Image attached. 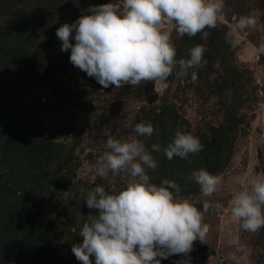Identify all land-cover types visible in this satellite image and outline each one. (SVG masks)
<instances>
[{
    "label": "trees",
    "instance_id": "trees-1",
    "mask_svg": "<svg viewBox=\"0 0 264 264\" xmlns=\"http://www.w3.org/2000/svg\"><path fill=\"white\" fill-rule=\"evenodd\" d=\"M113 1L0 0V264H81L72 253L65 260L58 259V253L60 248L71 250L73 244L82 243L83 237L79 236L82 224L90 212L98 213L87 207L86 192L100 182L94 180L89 184L87 181L83 194L78 192L79 185L73 183L79 166L74 152L81 143L83 130L73 123L75 114L64 113L63 108L70 101L76 104L77 97L93 94V90L101 86L70 63L71 51H61L62 42L56 31L62 24L76 21L82 13L88 14L90 5ZM263 6L264 1H260L258 7ZM225 26L219 22L216 29H207L206 40L201 39V34L177 38L174 33L172 37L177 60L188 59L189 48L197 44L207 48L204 53L207 65L185 70L183 84L178 87L183 90L195 87L204 103L216 99L224 121L217 127L208 123V133H192L191 124L179 115L175 102L166 97L155 103L154 97L149 95L144 101L150 104L147 102L149 105L141 108V116L136 121V124L151 122L154 126L151 137L141 138L146 147L151 150L152 144L160 145V151L153 153L158 167L150 171L152 182L174 180L180 186L179 195L198 190L199 185L190 178L194 170L203 167L220 174L232 157L231 140L239 125L238 111L247 75L234 63L235 48L226 42ZM71 42L75 43L74 33ZM217 60L219 68L214 67ZM193 71L197 73L195 81ZM63 76L67 78L55 83ZM175 79L180 81L181 77L174 72L167 81L172 84ZM53 83L50 95L53 100L43 102L38 95L27 113L21 109L20 100L27 98L31 89H45ZM133 88L137 97H142L144 88L147 89L145 94L154 92V83L142 82ZM106 90L112 93L111 89ZM15 91H18L16 98L11 97ZM113 96L120 100L122 90L114 92ZM52 103L60 109L65 121L48 134L40 114ZM81 106L86 107L84 103ZM103 109L105 106L92 104L88 109V113L99 116L92 120L93 128L97 129L91 135L95 142L102 139L104 130L118 126L110 109ZM177 129L197 136L204 145L203 151L186 159L174 156L168 160L164 149L174 140ZM62 135L71 136L72 144L59 140ZM89 150L86 149L88 157ZM118 184L117 191L124 186V179ZM69 185L73 186L71 190H68ZM66 190L74 193L67 195ZM63 217L66 220L61 221ZM57 226L66 235L65 240ZM171 257L161 264L175 262ZM92 259L95 264L94 257Z\"/></svg>",
    "mask_w": 264,
    "mask_h": 264
},
{
    "label": "clouds",
    "instance_id": "clouds-1",
    "mask_svg": "<svg viewBox=\"0 0 264 264\" xmlns=\"http://www.w3.org/2000/svg\"><path fill=\"white\" fill-rule=\"evenodd\" d=\"M222 9L220 0H114L90 5L88 14L62 24L56 35L62 42L61 51H71L70 63L94 78L101 89L136 87L142 82L165 81L174 72L180 75L205 67L206 47L192 46L188 59L177 60L176 47L163 26L171 25L177 38L201 34L206 40L207 29H216L222 20ZM256 23L251 14L241 16L236 28L226 34V42L236 47V29L252 28ZM219 66L217 60L214 67ZM196 77L193 71V81ZM134 132L127 140L109 137L105 151L96 159L97 176L103 178L109 172L121 176L124 186L110 192L96 185L87 192V207L98 213L87 215L79 230L83 241L72 245L71 252L81 264H93V257L95 264H161L173 255L187 257L196 241L206 243L209 226L204 223V212L222 207L204 200L202 211L179 195L180 186L174 180L152 182L150 171L158 167L153 153L160 151V145L154 143L149 150L141 138L151 137L154 126L141 121ZM203 148L197 136L177 129L164 154L168 160L174 156L186 159ZM190 178L203 197L222 190L223 176L206 168L194 170ZM231 215L247 232L264 228V175L255 176L249 188L234 194Z\"/></svg>",
    "mask_w": 264,
    "mask_h": 264
},
{
    "label": "rangeland",
    "instance_id": "rangeland-1",
    "mask_svg": "<svg viewBox=\"0 0 264 264\" xmlns=\"http://www.w3.org/2000/svg\"><path fill=\"white\" fill-rule=\"evenodd\" d=\"M260 1L264 0H220L223 6V18L220 22L226 25L225 32H223L225 37L230 30L236 28L241 16L251 14L257 21L255 27L237 28L234 33V38L239 41L234 47V63L245 71L247 86L244 93L241 94L238 129L234 139L231 140L232 157L220 172L223 176L222 190L212 197H203L198 187L196 192L180 195L192 201L202 211L204 200H208L210 204L218 202L222 207L218 209L210 207L208 211L204 212V223L209 226L206 243L196 241L192 252L187 257L173 255L171 259L176 260L170 264H178V262L183 264L185 260L188 261V264H264V228L255 233L247 232L242 229V222L231 215V202L234 194L249 188L255 176L264 175V20H262L264 6L263 8L258 7ZM163 27L172 38L175 33L174 28L171 25ZM184 76L185 71L180 74V81L175 79L172 84L167 80L154 83V92L145 94L147 89L144 88L143 92L145 93H142V97H137L132 86L124 85L120 88L109 87L108 89H111L112 93L101 88L95 89L93 94L77 97L76 104L70 101L64 105V113H74L73 123L83 130L81 143L75 147L74 152L77 157L75 161L79 162V166L75 170L74 174L76 175L73 183L79 185V194H83V191L87 190L85 185L87 181L91 184L94 180H98L99 185L105 188L109 186L108 190L116 189L117 191L118 181L122 177L113 176L109 172L102 178L104 180H99L94 165L96 159L105 151L106 141L109 137L127 140L136 135L134 127L141 116V108L150 104L148 101L149 104L144 101L146 95L153 96L156 100L155 103L161 102L166 97L169 101L175 102L179 115L191 124L192 133H208L206 127L208 123L217 127L224 121L223 111L216 104V99L204 103L203 99L199 97L200 95L196 93L195 87L185 90L179 88L180 84H183L181 80ZM66 78L67 76L57 78L55 83ZM55 83L45 89L38 87L31 89L33 91L29 96L20 100L21 109L27 113L31 103L35 102L38 95L41 96L43 102H46L47 99L53 100L54 97H50V95ZM118 90L123 92V97L120 100L113 96V93ZM17 94L18 91H15L11 97L16 98ZM81 103H84L86 107L82 109ZM91 104L110 109L109 112L115 115V122L118 125L112 129L104 130V136L99 142H95L91 137L97 130L94 129L92 120L99 117L98 114L88 113ZM59 112L60 109L52 103L40 114V120L48 134L55 131L65 121V117L61 116ZM71 138V136L62 135L59 140L72 144ZM87 148H90V157L87 155ZM72 187L69 185L68 190H71ZM68 190L65 191L67 195L74 193ZM64 198H66L65 195ZM63 220L66 218L63 217L61 221ZM56 228L61 233L60 226ZM61 238L65 240L66 235L61 233ZM71 253V250L67 248H60L58 259L65 260L72 256Z\"/></svg>",
    "mask_w": 264,
    "mask_h": 264
}]
</instances>
